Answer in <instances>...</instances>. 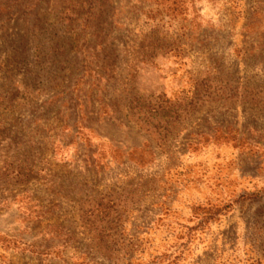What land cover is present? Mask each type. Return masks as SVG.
<instances>
[{
    "label": "rangeland",
    "instance_id": "rangeland-1",
    "mask_svg": "<svg viewBox=\"0 0 264 264\" xmlns=\"http://www.w3.org/2000/svg\"><path fill=\"white\" fill-rule=\"evenodd\" d=\"M0 264H264V0H0Z\"/></svg>",
    "mask_w": 264,
    "mask_h": 264
}]
</instances>
